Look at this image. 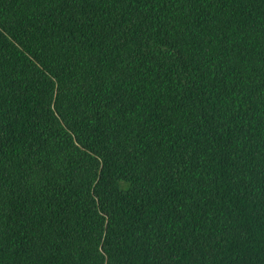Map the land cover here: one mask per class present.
Segmentation results:
<instances>
[{
	"label": "trees",
	"instance_id": "16d2710c",
	"mask_svg": "<svg viewBox=\"0 0 264 264\" xmlns=\"http://www.w3.org/2000/svg\"><path fill=\"white\" fill-rule=\"evenodd\" d=\"M0 264H264V0H0Z\"/></svg>",
	"mask_w": 264,
	"mask_h": 264
}]
</instances>
